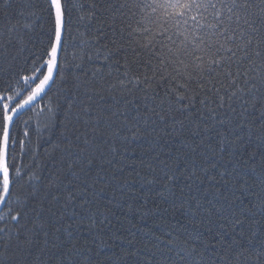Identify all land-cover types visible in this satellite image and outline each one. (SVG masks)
I'll list each match as a JSON object with an SVG mask.
<instances>
[{"label":"trees","instance_id":"16d2710c","mask_svg":"<svg viewBox=\"0 0 264 264\" xmlns=\"http://www.w3.org/2000/svg\"><path fill=\"white\" fill-rule=\"evenodd\" d=\"M126 3L62 0L59 73L12 126L0 264H264V85L223 107L173 91ZM46 7L0 0V114L39 82Z\"/></svg>","mask_w":264,"mask_h":264},{"label":"snow or ice","instance_id":"6c2138e0","mask_svg":"<svg viewBox=\"0 0 264 264\" xmlns=\"http://www.w3.org/2000/svg\"><path fill=\"white\" fill-rule=\"evenodd\" d=\"M46 5L54 33L44 54L33 60V75L23 77L26 84L39 82L22 103L4 104L0 114V202L11 195L7 160L15 118L55 82L61 67L66 9L62 0ZM252 6V0H131L121 7L129 8L134 20L128 38L149 53L148 65L156 62L161 79L176 86L173 91L195 83L205 92L202 104L223 107L225 100L257 90V79L264 85V0L259 15Z\"/></svg>","mask_w":264,"mask_h":264},{"label":"water","instance_id":"95a60500","mask_svg":"<svg viewBox=\"0 0 264 264\" xmlns=\"http://www.w3.org/2000/svg\"><path fill=\"white\" fill-rule=\"evenodd\" d=\"M63 32H64V28H63ZM51 85H52V84H51ZM51 85H50V87H51ZM50 87H49V88H50ZM49 88H47L45 92L41 93V95H40L39 97H37L35 101H33L31 104L25 106V108L21 110L20 115H18L15 119H17V118H18L19 116H21L25 111L31 109L34 105H36V104L39 102V100L45 95V93L49 90ZM5 202H6V201H5ZM5 202H0V212H1V210H2V208H3V206H4V204H5Z\"/></svg>","mask_w":264,"mask_h":264}]
</instances>
